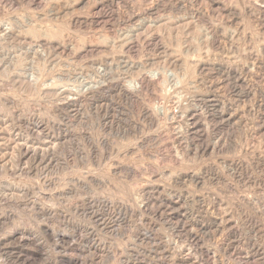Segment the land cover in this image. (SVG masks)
<instances>
[{"label": "rangeland", "instance_id": "1", "mask_svg": "<svg viewBox=\"0 0 264 264\" xmlns=\"http://www.w3.org/2000/svg\"><path fill=\"white\" fill-rule=\"evenodd\" d=\"M263 10L0 0L17 35L0 38V264H264ZM85 83L94 94L65 108ZM22 146L47 155L17 158Z\"/></svg>", "mask_w": 264, "mask_h": 264}, {"label": "bare ground", "instance_id": "2", "mask_svg": "<svg viewBox=\"0 0 264 264\" xmlns=\"http://www.w3.org/2000/svg\"><path fill=\"white\" fill-rule=\"evenodd\" d=\"M35 1V0H34ZM38 1V0H37ZM87 1V0H86ZM41 2V1H40ZM257 2V1H256ZM42 3V2H41ZM107 3V2H106ZM253 3V2H252ZM255 3V2H254ZM257 3H259V2H257ZM111 4V3H110ZM249 4H251V3H249ZM257 5V4H256ZM261 6H262V4H260ZM101 4L100 5H93V6H91L90 7V10H92V11H90V12H98L99 14H100V18H102L103 16L101 15L102 14V12H99V10H102L101 9ZM106 6H107V4H106ZM255 6V5H254ZM108 7V6H107ZM103 8V7H102ZM253 8V7H252ZM257 8V7H256ZM104 9V8H103ZM259 9V8H258ZM105 10V9H104ZM245 10V9H244ZM103 11V10H102ZM253 11V10H252ZM260 11V10H259ZM264 11V10H263ZM257 12V11H256ZM261 12V11H260ZM104 14H105V12H104ZM256 14H258V13H256ZM98 15V14H97ZM96 16V15H95ZM97 17H99V16H97ZM260 18V17H259ZM89 18H87L86 20H88ZM94 19V18H93ZM85 20V19H84ZM85 20V21H86ZM84 21V22H85ZM87 22V21H86ZM85 22V23H86ZM138 22V21H137ZM139 22H140V20H139ZM144 22H146V21H144ZM90 23H91V21H90ZM141 24H142V22H140ZM69 24L72 26V27H78V24H80V21H79V19L78 18H72V19H70V21H69ZM144 24V23H143ZM142 24V25H143ZM146 24V23H145ZM82 25H83V23H82ZM81 25V26H82ZM86 25V24H85ZM84 25V26H85ZM149 25L150 24H148V27H149ZM76 27V28H77ZM80 27V26H79ZM142 27V26H141ZM143 27H144V25H143ZM134 28V27H133ZM136 28H138L137 26H136ZM150 28V27H149ZM86 29V28H85ZM141 29V28H140ZM145 29V28H144ZM148 29V28H147ZM131 30H132V28H131ZM130 30V31H131ZM129 31V32H130ZM137 31V30H136ZM134 32V31H133ZM136 33V32H135ZM137 33H139L138 31H137ZM136 33V34H137ZM131 34V33H130ZM128 35V34H127ZM14 36H17L16 34H14L13 32H11L7 27H5V28H1L0 29V38H5V37H14ZM137 37V36H136ZM155 37V36H154ZM40 38V37H39ZM128 38V37H127ZM130 39H131V37H130ZM153 39H155V38H153ZM152 39V40H153ZM124 40V39H123ZM129 40V39H128ZM157 40V39H156ZM127 41V40H126ZM215 41V40H214ZM152 42H156V41H151V43ZM59 43V42H58ZM62 43V42H61ZM72 43V42H71ZM137 43V42H136ZM212 43V42H211ZM49 44V43H48ZM131 44V43H130ZM122 45V44H121ZM131 46H132V44H131ZM46 47V46H45ZM59 47V46H58ZM67 47V46H66ZM72 47H74V46H72ZM130 47V46H129ZM128 47V48H129ZM54 48V47H53ZM28 49H30V47L28 48ZM48 49V48H47ZM88 49V48H87ZM90 49V48H89ZM94 49V48H93ZM132 49V48H131ZM34 50V49H33ZM44 50V49H43ZM91 50H92V48H91ZM29 51V50H28ZM34 52V51H33ZM43 52V51H42ZM42 52H40V53H42ZM47 52V51H46ZM89 52V51H88ZM32 53V52H31ZM35 54V53H34ZM33 54V55H34ZM37 55H39L38 53H37ZM36 56V55H35ZM42 55L40 54L39 55V57H41ZM81 56V55H80ZM18 57V56H17ZM33 57V56H32ZM81 58V57H80ZM44 59V58H43ZM14 60V59H13ZM12 63V62H11ZM40 63V62H39ZM14 65H15V63H14ZM42 65V64H41ZM99 69V68H98ZM96 70V69H95ZM39 71V70H38ZM103 74V73H102ZM140 76V75H139ZM138 76V77H139ZM152 76V75H151ZM150 76V77H151ZM74 77V76H73ZM77 76H75V78H76ZM85 77V76H84ZM142 77V76H141ZM140 77V78H141ZM143 77H145V75H143ZM141 78L139 81H140V83L139 84H144V83H146L147 82V80H146V78ZM149 77V78H150ZM153 77V76H152ZM151 77V78H152ZM157 77V76H156ZM87 79V78H86ZM155 79V78H154ZM163 79V78H162ZM32 80H33V77H32ZM88 80V79H87ZM100 80V79H99ZM150 81V80H149ZM95 82V81H94ZM115 84V83H114ZM116 84H118V83H116ZM111 85V87L113 86V88L111 89L112 91H114V92H117V94H124V93H126V90L125 89H123V87H120L121 86V84H120V86H118V85ZM148 84H150V82L148 83ZM143 86V85H142ZM145 86H147V85H145ZM110 86H109V88H111ZM140 87V86H139ZM61 90V89H60ZM70 90V89H69ZM106 90V89H105ZM57 91V90H56ZM60 92V91H59ZM64 94V93H63ZM70 94V98H69V96L67 97V98H65L64 100H66L65 102H64V106H65V108H67V109H73L74 110V108H76V107H78V104H79V97L80 96H82L83 98H82V100H81V102L84 100V97H86V96H91V95H93L94 94V86H92V85H88L87 83H85V84H82L81 86H79V87H77V88H75V89H72L71 88V92L69 93ZM97 96V95H96ZM117 96V95H116ZM213 98V97H212ZM91 99V98H90ZM79 100V101H78ZM87 101V100H86ZM92 101H93V99H92ZM83 103V102H82ZM63 107V106H62ZM81 107V106H80ZM77 110V109H76ZM79 111H77V113H78ZM73 114V113H72ZM75 114H76V111H75ZM211 114V113H210ZM219 114V113H218ZM213 115V114H212ZM221 116V115H220ZM193 119H194V117H193ZM22 121V120H21ZM28 123V122H27ZM23 124H24V122H23ZM34 127H37V129L38 128H40V131L42 132L43 131V129H42V127L41 126H39L38 124H37V126H34ZM43 128H44V126H43ZM34 131V130H33ZM40 131H38L39 133H41ZM36 134H38V133H36ZM49 142V141H48ZM17 144V143H16ZM26 145V144H25ZM17 146H19L20 147V144H17ZM13 150V149H12ZM47 151L48 150H46V149H43V148H40V147H32V146H22L21 148H20V150L19 151H17V153H16V156H18L17 158H26V159H32L33 161L34 160H39V161H43L44 160V157L47 155ZM14 154H15V152H14ZM19 161V160H18ZM38 161V162H39ZM35 164V163H34ZM37 164V163H36ZM264 164V163H263ZM259 165H261V164H259ZM34 167V166H33ZM32 166H31V168H33ZM29 169V168H28ZM34 169H35V167H34ZM262 169V168H261ZM264 169V168H263ZM31 170V169H30ZM209 173V172H208ZM208 176V175H207ZM212 176V175H211ZM215 176V175H214ZM218 177V176H217ZM196 178V177H195ZM215 178V177H214ZM194 179V178H193ZM192 179V180H193ZM18 199V198H17ZM21 200V199H20ZM167 201V200H166ZM176 201H178L177 199H176ZM87 202V201H86ZM104 202V201H103ZM172 202V201H171ZM19 204V203H18ZM88 204H90L89 202H88ZM38 205V204H37ZM101 205V204H100ZM35 206V205H34ZM40 206V205H39ZM38 206V207H39ZM48 208V207H47ZM47 208H46V211H48L47 210ZM101 208V207H100ZM104 208V207H103ZM105 208H106V206H105ZM109 208V207H108ZM35 209V208H34ZM35 210H37V209H35ZM40 210V209H39ZM41 210H43V209H41ZM51 210V209H50ZM50 210L48 211V212H50ZM111 210V209H110ZM45 211V212H46ZM53 211V210H52ZM51 211V212H52ZM95 211V210H94ZM97 211V210H96ZM95 211V212H96ZM98 212V211H97ZM54 213V212H53ZM53 213H50V214H53ZM101 215H99L100 217H101V220H103L105 223L107 222V221H109V222H112V223H114V220H112L113 219V216H111V212L109 213V210L108 209H105V210H102L101 211ZM44 215H45V213H43ZM46 214H48V213H46ZM113 214V213H112ZM55 215V214H54ZM128 215V214H127ZM125 217V216H124ZM127 217V216H126ZM129 217V216H128ZM127 217V218H128ZM225 218V217H224ZM4 220H6V219H4ZM2 221V220H1ZM116 221H118V220H116ZM111 223V224H112ZM218 223V222H217ZM0 224H2L1 222H0ZM196 224V223H195ZM104 225V224H103ZM113 225V224H112ZM119 225V224H118ZM120 225H121V223H120ZM218 225V224H217ZM225 225V224H224ZM1 226V225H0ZM125 226V225H124ZM190 226H194L193 225V223H192V225H190ZM198 226V225H197ZM225 227V226H224ZM2 228V227H1ZM0 228V229H1ZM192 228V227H191ZM207 228V227H206ZM220 228V227H219ZM223 228V227H222ZM198 229V228H197ZM190 230V229H189ZM199 230V229H198ZM201 230V229H200ZM107 231V230H106ZM118 231V230H117ZM204 231V230H203ZM105 232V231H104ZM189 232H191V231H189ZM46 233H47V231H46ZM49 233V232H48ZM52 233V232H51ZM111 233V232H110ZM117 233V232H116ZM194 234H195V232H194ZM29 233H27L26 231H24V230H17L15 233H14V238L16 239V240H18V241H31V238L30 239H28L27 237H29ZM50 235H52V234H50ZM232 235V234H231ZM27 236V237H26ZM48 236H49V234H48ZM53 236V235H52ZM190 236H191V233H190ZM196 236V235H195ZM59 237V236H58ZM79 237V236H78ZM77 237V239H79ZM87 237V236H86ZM86 237H81L80 238V240L82 241V242H85L87 245H86V250L87 251H89V252H91V251H95V250H97L98 249V247H97V244L94 242V241H90V239H88V238H86ZM44 238V237H43ZM42 238V239H43ZM50 238V237H49ZM53 238V237H52ZM57 238V237H56ZM55 238V239H56ZM91 238V237H90ZM33 239V238H32ZM35 239V238H34ZM54 239V238H53ZM62 239V238H61ZM36 240V239H35ZM37 240H39V239H37ZM91 240H92V238H91ZM18 241H17V243H18ZM34 241V240H33ZM44 241V240H43ZM59 241H60V239H59ZM40 242V241H39ZM81 242V243H82ZM34 243V242H33ZM33 243H31V245L33 244ZM36 243V242H35ZM56 243H58V242H56ZM26 244V243H25ZM43 244V243H42ZM41 244V245H42ZM103 244V243H102ZM79 245V244H78ZM38 246V245H37ZM84 247H85V245H84ZM37 248V247H36ZM41 248V247H40ZM75 248V247H74ZM38 249V248H37ZM114 250V249H113ZM112 250V251H113ZM77 251V250H76ZM104 251V250H103ZM116 251V250H115ZM183 251V250H182ZM189 251V250H188ZM75 252V251H74ZM82 252V251H81ZM85 252V251H84ZM45 253V252H44ZM79 253V252H78ZM108 253V252H107ZM110 253V252H109ZM108 253V254H109ZM82 254V253H81ZM107 254V255H108ZM111 254H112V252H111ZM110 254V255H111ZM79 256V255H78ZM81 257L83 256V255H80ZM84 256H86V255H84ZM83 256V257H84ZM103 256H105V255H103ZM114 256V255H113ZM112 256V257H113ZM179 256V255H178ZM185 256V255H184ZM32 257V256H31ZM180 257V256H179ZM50 258V257H49ZM74 258V257H73ZM102 258H104V257H102ZM107 258V257H106ZM77 259V258H76ZM88 259V258H87ZM46 260H47V258H46ZM195 260V259H194ZM70 261V260H69ZM91 261V260H90ZM49 262V261H48ZM77 261H75L74 262V264L76 263ZM80 262H83V261H80ZM89 262V261H88ZM87 262V263H88ZM177 262V263H176ZM45 263H47V262H45ZM66 263V262H65ZM125 263V262H124ZM195 264L194 262H192V261H190L188 258H179L177 261H174V264ZM54 264V263H53ZM82 264V263H81ZM84 264V263H83Z\"/></svg>", "mask_w": 264, "mask_h": 264}]
</instances>
